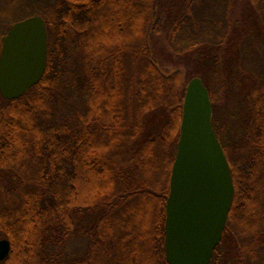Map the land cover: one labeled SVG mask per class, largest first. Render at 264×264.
Wrapping results in <instances>:
<instances>
[{"label": "trees", "instance_id": "obj_1", "mask_svg": "<svg viewBox=\"0 0 264 264\" xmlns=\"http://www.w3.org/2000/svg\"><path fill=\"white\" fill-rule=\"evenodd\" d=\"M33 16L47 24L46 73L19 99L0 93V239L12 245L0 264H168L194 77L235 187L211 264H264V0H0V55Z\"/></svg>", "mask_w": 264, "mask_h": 264}, {"label": "water", "instance_id": "obj_2", "mask_svg": "<svg viewBox=\"0 0 264 264\" xmlns=\"http://www.w3.org/2000/svg\"><path fill=\"white\" fill-rule=\"evenodd\" d=\"M48 66V30L41 16L12 25L2 38L0 93L16 100L37 86ZM235 194L232 170L213 126V106L200 77L187 86L180 139L166 204L168 264H211L223 240ZM0 239V262L11 253Z\"/></svg>", "mask_w": 264, "mask_h": 264}, {"label": "rangeland", "instance_id": "obj_3", "mask_svg": "<svg viewBox=\"0 0 264 264\" xmlns=\"http://www.w3.org/2000/svg\"><path fill=\"white\" fill-rule=\"evenodd\" d=\"M161 39H162V42H164V34L162 33L161 34V37H160ZM153 46H154V48L156 49L157 48V46H159V44L157 45H155L154 43H153ZM156 57H157V60H158V62L162 65V67H163V70H164V72H172L174 69H176L177 68V66H174V65H172V64H170V63H168V62H165L164 61V59H163V57L159 54V55H157L156 54ZM178 68H180L181 69V71H183V73L185 74L186 73V70L184 69V67H178Z\"/></svg>", "mask_w": 264, "mask_h": 264}]
</instances>
